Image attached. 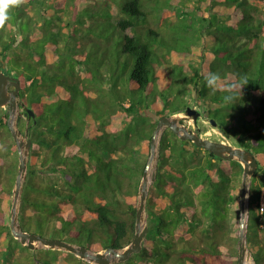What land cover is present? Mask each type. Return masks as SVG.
<instances>
[{
  "label": "trees",
  "instance_id": "obj_1",
  "mask_svg": "<svg viewBox=\"0 0 264 264\" xmlns=\"http://www.w3.org/2000/svg\"><path fill=\"white\" fill-rule=\"evenodd\" d=\"M10 17L0 29V66L20 81L18 127L32 139L23 230L92 251L128 245L157 122L195 104L257 159L246 243L264 264V0H26ZM210 71L246 76L248 85L225 104L205 84ZM3 108L0 264H93L12 235L18 157ZM158 151L142 247L111 264H238L231 219L242 164L168 127Z\"/></svg>",
  "mask_w": 264,
  "mask_h": 264
},
{
  "label": "water",
  "instance_id": "obj_2",
  "mask_svg": "<svg viewBox=\"0 0 264 264\" xmlns=\"http://www.w3.org/2000/svg\"><path fill=\"white\" fill-rule=\"evenodd\" d=\"M20 81L17 77L7 74L0 66V106L8 107L7 126L16 145L18 166L15 182L12 188L10 207V230L12 235L27 245L30 249L48 247L51 249L65 250L93 264H111L127 260L133 253L140 251L147 226L144 224L146 217V200L151 182L155 180L158 161V147L161 134L165 128H170L182 140L190 139L197 146L212 152L224 159H235L242 164L240 199V224L238 232V264H255L246 243V225L248 218V195L250 178L258 168V162L253 152L240 145L203 137L197 130L181 120L177 114L163 115L159 118L150 140V154L146 162L142 177L138 183L136 202L135 232L131 242L122 248L107 247L101 251L89 250L86 246L68 242L63 239L48 238L40 234L23 230L19 221L21 194L27 176L29 152L32 144L27 128L21 131L18 127V116L21 114L19 104ZM31 116L34 113L27 109ZM184 114L191 117L196 123L201 112L192 106L183 110ZM215 124L214 120H210Z\"/></svg>",
  "mask_w": 264,
  "mask_h": 264
},
{
  "label": "clouds",
  "instance_id": "obj_3",
  "mask_svg": "<svg viewBox=\"0 0 264 264\" xmlns=\"http://www.w3.org/2000/svg\"><path fill=\"white\" fill-rule=\"evenodd\" d=\"M26 3V0H0V29H4L10 20L11 10ZM206 86L213 92H221L225 104L234 103L239 99L240 93L248 85L246 76H241L235 80H225L219 73L208 72L204 76Z\"/></svg>",
  "mask_w": 264,
  "mask_h": 264
},
{
  "label": "rangeland",
  "instance_id": "obj_4",
  "mask_svg": "<svg viewBox=\"0 0 264 264\" xmlns=\"http://www.w3.org/2000/svg\"><path fill=\"white\" fill-rule=\"evenodd\" d=\"M118 17L119 16L116 15L115 16V19L118 18ZM190 106L195 107V108H198L197 105H195V104H190ZM4 108H7V107H4ZM4 108H3V110H5ZM175 114L181 116L182 122H184L185 124L189 125L192 129L197 130L203 137H209V138L214 139V140L224 141V142H228V143L233 144L232 141L229 138H227L221 132V130H219L216 126L212 125L205 118H202V116H200L198 118L197 122L194 123L193 120H192V118L191 117H188L187 115H185L183 111L176 112ZM19 118H25V115L21 113L18 116V120H19ZM148 158H149V156L147 157V159ZM240 189H241V187H240ZM240 189H239V192H240ZM231 221H232V224L234 226V229L239 232V224H240V204H237V205H235L233 207Z\"/></svg>",
  "mask_w": 264,
  "mask_h": 264
},
{
  "label": "built area",
  "instance_id": "obj_5",
  "mask_svg": "<svg viewBox=\"0 0 264 264\" xmlns=\"http://www.w3.org/2000/svg\"><path fill=\"white\" fill-rule=\"evenodd\" d=\"M262 209V208H261Z\"/></svg>",
  "mask_w": 264,
  "mask_h": 264
}]
</instances>
